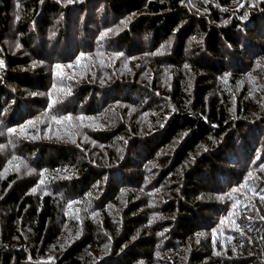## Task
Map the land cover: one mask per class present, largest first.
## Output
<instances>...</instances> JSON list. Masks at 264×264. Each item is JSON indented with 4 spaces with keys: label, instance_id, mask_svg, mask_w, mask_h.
I'll return each instance as SVG.
<instances>
[{
    "label": "trees",
    "instance_id": "trees-1",
    "mask_svg": "<svg viewBox=\"0 0 264 264\" xmlns=\"http://www.w3.org/2000/svg\"><path fill=\"white\" fill-rule=\"evenodd\" d=\"M234 1L199 14L189 0H0V131L47 109L98 154L14 150L58 174L42 196L33 178L0 176V264H264V0ZM12 27L23 54L5 45ZM57 64L75 75L51 99ZM259 176L243 205L256 228L220 227L232 210L216 195L241 202L239 183ZM72 201L82 213L64 212ZM66 226L79 238L48 258Z\"/></svg>",
    "mask_w": 264,
    "mask_h": 264
},
{
    "label": "rangeland",
    "instance_id": "rangeland-1",
    "mask_svg": "<svg viewBox=\"0 0 264 264\" xmlns=\"http://www.w3.org/2000/svg\"><path fill=\"white\" fill-rule=\"evenodd\" d=\"M16 4H19L20 0H14ZM59 2H69L71 0H58ZM192 2L193 10H196L199 14H204L206 13L203 8H208V5L210 6L212 0H189ZM198 1V2H197ZM241 4H245V0H235L234 1V10H237ZM119 30V29H118ZM117 30V31H118ZM17 30L15 27H12L10 32L8 33L7 36H5V45L9 52L16 54L24 53V48L23 44H20L17 42L14 38L17 35L16 34ZM106 34V33H104ZM48 38H50V35H48ZM20 41V38H19ZM54 49H57L54 47ZM106 54H101L99 56H105ZM85 56H91V55H85ZM260 62V60L258 61ZM149 63V62H148ZM144 64V63H141ZM78 64H74L72 66H77ZM71 67V66H70ZM141 67V65H140ZM51 73L54 76V79H56V84L57 86L53 87L51 90V99L55 98V95L58 93H61V87H60V80L61 77L65 78L68 80L70 76L75 75V70L69 69V67H62L61 69L55 68L54 70H51ZM145 78L147 79V76L149 74H152L149 71H143ZM155 75L150 76V80H161V77H154ZM63 78V79H64ZM249 84L252 86H248L246 83H242L239 86V89L242 91L245 86H248L250 88V91L258 90L260 88L261 82L257 80V76H249L248 77ZM247 81V78L245 79L244 82ZM256 83V84H255ZM258 83V84H257ZM254 84V85H253ZM168 85V84H167ZM239 90V91H240ZM45 114L39 115L37 117H32L30 119H27L23 124L18 125L14 128L10 129H15V131L10 132L9 129L6 130L9 133H5V129L0 131V153L1 158L6 161L5 164L2 165V173L0 176L6 177L10 172L11 173H17L18 175L26 176V178H33L35 181H29L34 184L32 187L31 193L33 195H44L46 193V187L48 186V182L46 179H49L50 177L54 176V174H58L57 172L51 173L50 172H40L38 169H31L26 166L25 163L29 164L28 159L25 157V155L22 154L16 155L14 154L15 149H19L20 146L24 145L26 142H36L38 140L41 141H48L52 142L55 144H61V143H69V144H75L76 142L79 146H82L83 148H86L87 152H92L93 157H97L98 154H95L94 150L96 147V143L92 140V137H89L86 133H82L80 131H76L77 133V138L73 137L70 135V128L63 129L62 128V123L64 120L61 119H56L50 114V111L45 110ZM55 118V119H54ZM57 121H60L59 123ZM31 122V123H30ZM67 122H70V120H67ZM74 123V122H73ZM93 129H97L96 127H93ZM6 135V136H5ZM21 154V153H20ZM25 170V171H24ZM46 173V175L44 174ZM55 178V177H54ZM41 181H43L41 183ZM260 183V176L256 177L254 179H251L247 185H245L243 182L239 183V187L234 191V196L237 197V199H240L241 202H234V199H232L233 194H226L224 196L216 195L215 198H222L223 200L226 198V200H229L231 212L228 213L227 218L222 220L223 223L220 222V227H232L234 228L235 232H239L240 234H244L242 229V225L244 222H253L254 225V219L247 213V207H244L243 205L248 203L251 204L249 205V209L254 207V200L255 196L253 195L252 192L256 190V186L259 185ZM253 203V204H252ZM80 202L77 201H72V203H68L65 208L64 212L67 213V215H74V214H80L82 213V207L80 205ZM235 218L234 223L231 221V219ZM79 238L78 234H74L73 228L66 226L61 238L58 240L56 243V246L52 249L50 255L48 258H53L56 259L58 255H61L64 250L72 244L76 239ZM262 249V247H260ZM91 256H96V251L90 252ZM255 253V252H253ZM52 261V260H51ZM171 263V261H170Z\"/></svg>",
    "mask_w": 264,
    "mask_h": 264
},
{
    "label": "snow or ice",
    "instance_id": "snow-or-ice-1",
    "mask_svg": "<svg viewBox=\"0 0 264 264\" xmlns=\"http://www.w3.org/2000/svg\"><path fill=\"white\" fill-rule=\"evenodd\" d=\"M241 7H243V4H241ZM117 55H121V54H117ZM81 57H83V54H81ZM0 67H3V62L2 61H0ZM57 69H59V68H61L62 66L60 65V64H57L56 66H55ZM55 119V118H54ZM66 119H71V117H67ZM79 119H83V117H79ZM58 123L60 122V121H57ZM31 123V122H30ZM9 131L10 132H12V131H15V129H9ZM43 181H41V183H42ZM261 199H264V197H261ZM154 219H155V217H154ZM221 223H223V221H221ZM199 235H203V233H200Z\"/></svg>",
    "mask_w": 264,
    "mask_h": 264
}]
</instances>
